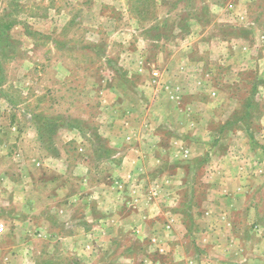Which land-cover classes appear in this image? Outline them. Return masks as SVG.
<instances>
[{
    "label": "rangeland",
    "instance_id": "374dc122",
    "mask_svg": "<svg viewBox=\"0 0 264 264\" xmlns=\"http://www.w3.org/2000/svg\"><path fill=\"white\" fill-rule=\"evenodd\" d=\"M0 116V264H264V0H0Z\"/></svg>",
    "mask_w": 264,
    "mask_h": 264
},
{
    "label": "crops",
    "instance_id": "0c3cea01",
    "mask_svg": "<svg viewBox=\"0 0 264 264\" xmlns=\"http://www.w3.org/2000/svg\"><path fill=\"white\" fill-rule=\"evenodd\" d=\"M3 122H5V123H7L8 122V119H6V118H4L3 116H0V125H5V123H3ZM1 130H0V132L1 133H6L7 131H8V133L9 134H11V132L13 131V130H16L14 127H10V126H8L7 127V129H2V128H0ZM118 161L119 162H121L122 161V159L120 160V159H118ZM123 164V163H122ZM124 165V164H123ZM74 199L73 200H71V203L69 204V208H67V207H62V208H60V210H57V213H59L61 210H67V209H70V210H72V209H74L76 206H77V204H78V202L79 201H83V202H85V218L83 219V220H81L79 223H82V224H85L86 225V227H88L89 226V228H92L94 225L96 226V227H101V229H99L98 230V232H101V233H96V235L95 236H101L102 237V234H103V232L107 235V232H108V230H105L104 229V227H106L105 226V224H99L100 222H97L96 224H95V222L92 220L93 219V216H95V214H97L98 212H97V210H95V208L93 207L94 206V204H93V199H95V197H90L89 199H83V200H81L80 198H78V196H74L73 197ZM58 199V198H57ZM136 199V198H135ZM61 200H63V199H61ZM59 202V201H58ZM140 214L141 213H139V216H140ZM58 215V214H57ZM101 215V214H100ZM138 216V212H137V216H135V217H137V219H138V222H137V224H135L134 225V227H133V230H135V229H141V226H140V217ZM78 223V222H77ZM74 225V224H73ZM76 225H78V224H76ZM73 228V226H71V229ZM74 228H75V225H74ZM77 228V227H76ZM173 228H172V226L171 225H168L167 227H166V230L167 231H173L172 230ZM90 232L91 234L93 233L92 231H91V229H89V230H86L85 229V233H87V232ZM136 231V230H135ZM140 231V230H139ZM93 236V235H92ZM95 246H94V242H88L87 244H86V246H85V248L88 250H92L93 248H94ZM165 247V246H164ZM73 248H75L76 249V253H77V242H73ZM89 254H91L90 252H89ZM189 262L187 261V264H188ZM146 264H161V263H154L153 261H151V260H149L148 262H146ZM181 264H183V262H181Z\"/></svg>",
    "mask_w": 264,
    "mask_h": 264
},
{
    "label": "built area",
    "instance_id": "2783aa9c",
    "mask_svg": "<svg viewBox=\"0 0 264 264\" xmlns=\"http://www.w3.org/2000/svg\"><path fill=\"white\" fill-rule=\"evenodd\" d=\"M0 231H2V227H0Z\"/></svg>",
    "mask_w": 264,
    "mask_h": 264
}]
</instances>
